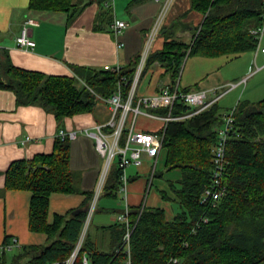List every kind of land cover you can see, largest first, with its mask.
Segmentation results:
<instances>
[{
  "label": "trees",
  "instance_id": "trees-1",
  "mask_svg": "<svg viewBox=\"0 0 264 264\" xmlns=\"http://www.w3.org/2000/svg\"><path fill=\"white\" fill-rule=\"evenodd\" d=\"M89 1L29 0L28 10L65 12L72 18ZM189 2V11L202 15L191 40L184 42L171 33L161 50L147 53L143 64L145 67L159 63L170 76L172 86L179 84L186 57L236 56L256 49L257 40L250 30L260 24L264 13V0ZM140 60L138 55L131 68L117 71L76 67L75 75L70 77L18 68L6 58L0 68V89L13 92L18 105L35 104L62 119L93 111L97 102L115 92L119 83L125 97ZM190 111L188 106L176 102L172 115L179 117ZM154 112L165 115L167 109ZM220 115V106L215 102L166 124L163 167L178 171L179 177L168 182L171 196L164 193L162 198L176 204L175 215L169 219L162 208L138 207L129 212V255L122 246V224L115 232L117 245L112 251L89 248L85 235L72 264H84V259L86 264H127L128 260L130 264H164L171 257H177L178 264H264V98L235 106L234 128L225 143L222 182L226 191L212 207L202 204L200 195L212 178V148ZM69 141L57 136L50 153L12 161L4 171L7 189L31 192L29 229L45 233L47 243L22 246L9 258L2 251L0 264L62 263L76 250L87 212L68 211L55 215L52 223L47 222L49 195L75 191L69 167ZM115 168L118 183V163ZM92 196L86 194L85 205L90 204ZM7 243L5 239L4 245Z\"/></svg>",
  "mask_w": 264,
  "mask_h": 264
},
{
  "label": "crops",
  "instance_id": "crops-1",
  "mask_svg": "<svg viewBox=\"0 0 264 264\" xmlns=\"http://www.w3.org/2000/svg\"><path fill=\"white\" fill-rule=\"evenodd\" d=\"M28 2L29 0H0V68L2 62L8 58L18 68L55 76L71 77L75 75L76 67L102 69L109 66L129 69L136 56L161 50L164 42L171 37V33L174 37L189 42L194 28L202 20L201 14L189 11V0H90L72 18L65 12L28 10ZM162 14L163 17L160 19ZM115 19L125 22L126 28L116 32L112 28ZM159 19L158 31L149 41V36ZM26 20L34 23L28 29L36 45L34 48L23 49L15 44V38ZM177 21L187 23L190 29L180 31ZM263 37L264 34L260 39L262 45H264ZM252 52L254 60L258 56L261 57L256 49ZM138 67L139 64L134 75ZM263 68L264 63L257 70ZM176 84L180 90L194 86L181 88L180 82ZM209 84L205 88L198 86L191 90L223 88L222 85H216L217 83ZM173 86L170 76L165 74L159 63L155 62L141 67L135 97L160 93L165 88ZM154 110L150 112L160 115ZM110 112L108 102L99 100L91 112L57 119L52 112L38 105H18L13 92L0 89V256L5 239L6 242L13 244L4 254L7 258L10 257L11 252L22 246L47 243L45 233L29 229L31 192L5 187L4 171L9 164L15 160L31 159L36 154L50 153L60 131L76 132V137L69 141V167L73 175L75 191L49 195L47 222L52 223L55 215H64L68 211L87 212L83 211L88 207L84 204L88 201L86 194L91 196L95 192L104 159L96 152L93 139L86 136L83 130L101 125L104 132H109L105 124L109 120ZM139 117L141 119L137 118L139 121L135 128L140 131L159 132L167 124L159 118ZM143 157L151 161L143 155L140 166L130 165L126 168L128 182L124 194L119 191L116 168L110 167L101 196L116 198L118 193L122 195L124 206L112 210L110 215L105 213L109 211L108 208L98 210L94 216L92 235L86 233L90 220L88 221L81 237L86 235L89 248L104 253L115 248L117 245L115 232L122 225L116 216L123 214L126 208L129 212L136 210L146 184V194L154 185L156 191L160 192L161 198L164 193L171 196L168 182L174 180L163 181L162 173H156L159 157L162 158V165L164 161L162 148L152 174L153 166L149 168V162H143ZM165 172L169 171L165 170Z\"/></svg>",
  "mask_w": 264,
  "mask_h": 264
},
{
  "label": "built area",
  "instance_id": "built-area-1",
  "mask_svg": "<svg viewBox=\"0 0 264 264\" xmlns=\"http://www.w3.org/2000/svg\"><path fill=\"white\" fill-rule=\"evenodd\" d=\"M162 17L163 14L160 16V19ZM160 19L156 22L149 36V41H151L157 33L160 25ZM32 24L34 23L31 20H26L21 27L20 33L16 36L15 44L19 48L27 49L35 47L36 43L31 38L28 29V27ZM112 28L118 32L126 28V23L122 20L115 19L112 23ZM250 33L257 40L256 50L264 60V45L260 44V39L264 34V13L262 14L260 25L256 28H252ZM147 53L145 52L141 56L139 63L140 67H138L136 75L133 76V80L127 95L125 97L123 96L119 83L115 92H113L108 98L102 99L107 101L110 105V117L108 122L105 124V127L109 129V132H104L101 125H97L93 129L86 128L83 130V133L86 136H89L93 139L96 152L104 159V167L98 180L96 192L93 193L90 204L87 207V216L83 230L86 228L87 223L94 211L95 203L98 197L101 195L103 184L114 159H116V162L120 167V172L118 174V184L119 191L123 194L126 192V185L128 182L126 168L130 165L140 166L142 164L143 155L154 161L151 174L153 173L156 159L162 148L165 128L154 133L137 130L135 126L139 116L159 118L165 123L173 119L190 116L205 108H208L213 103L218 102L219 99H221L224 94L227 93V91L234 89L240 83H245L247 79L244 78L239 83H228L226 85L227 90L223 92H219L217 88L184 91L180 90L179 86L176 84L173 87L165 88L160 93L135 97V88L138 80V74L144 64ZM104 69L117 71L119 68H111L106 66ZM121 80L125 82L124 78H121ZM176 102L183 103L185 106H188L191 111L184 115H180L179 117H174L172 115V109ZM154 109H167V113L165 115H155L150 112ZM234 111L235 107L228 111V113H223L220 115L221 124L216 129L217 140L212 148V178L210 183L203 187L200 195V202L204 205L207 204L212 207L215 206L226 191V186L222 182L223 172L226 165L225 143L227 138L230 136L232 129L234 128ZM58 136L61 138L67 137L70 140L76 137V132L64 133L63 131H60ZM116 219L125 226V232L122 237V246L129 255L131 234L129 209L126 208L123 214L116 216ZM206 220L207 219H203L205 222ZM81 240L82 237L76 250L69 256L68 259L62 263L52 264H72ZM12 246L13 244L10 243L5 245L3 244L1 250H10ZM179 262L180 261L177 257H171L164 264H178ZM84 264H86L85 259ZM127 264H130L129 260L127 261Z\"/></svg>",
  "mask_w": 264,
  "mask_h": 264
},
{
  "label": "rangeland",
  "instance_id": "rangeland-1",
  "mask_svg": "<svg viewBox=\"0 0 264 264\" xmlns=\"http://www.w3.org/2000/svg\"><path fill=\"white\" fill-rule=\"evenodd\" d=\"M262 43L264 44V37ZM253 55L252 51H248L237 56L226 55L217 58H204L200 56L186 57L181 66L179 76L180 87L184 88L189 85H195L196 83L205 88L210 85L209 83H217L216 85H222L221 87H223H219L221 89L218 91L223 92L227 90L226 85L228 83H239L242 79L247 78L245 83H240L234 89L227 91L228 93L219 101L220 113H228V111L233 109L238 102H256L264 98V68L259 71L257 70V68H260L264 63V60L260 56L254 60ZM138 119L140 120L141 117H138ZM138 119L137 121H139ZM144 161L146 163L149 162V168L153 166V160L149 161L146 157H143V162ZM116 163V159H114L111 168H115ZM156 173H162L161 178L163 181L166 179L176 180L179 177V172L177 171L165 172L161 157H159L156 165ZM143 179L146 181L144 177ZM146 189L147 184L145 190L141 193L136 209H138V207H159L165 210L167 218L170 219L175 215L177 211L176 205L172 202L163 200L160 192L156 191L154 185L150 187L147 194ZM102 192L103 191L101 190V193ZM100 196L94 206L93 214L95 215L92 214L90 217L89 225L86 230V233L91 235L94 231V216H96L98 210L101 208H108L109 211L105 213L110 215L112 210H117L119 207L122 208L124 206V202L121 198L122 195L118 193L116 198ZM13 252H11V255Z\"/></svg>",
  "mask_w": 264,
  "mask_h": 264
},
{
  "label": "water",
  "instance_id": "water-1",
  "mask_svg": "<svg viewBox=\"0 0 264 264\" xmlns=\"http://www.w3.org/2000/svg\"><path fill=\"white\" fill-rule=\"evenodd\" d=\"M177 24L180 26V31H184L186 28L190 29V26L187 23H184L182 21H177ZM83 211H87V208H85ZM76 212H72V214H76Z\"/></svg>",
  "mask_w": 264,
  "mask_h": 264
}]
</instances>
